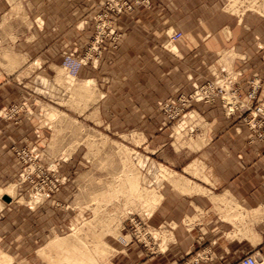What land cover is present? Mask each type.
I'll return each instance as SVG.
<instances>
[{
  "label": "rangeland",
  "instance_id": "rangeland-1",
  "mask_svg": "<svg viewBox=\"0 0 264 264\" xmlns=\"http://www.w3.org/2000/svg\"><path fill=\"white\" fill-rule=\"evenodd\" d=\"M67 4L60 23L30 14L27 0H0V260L73 264L71 250L90 264L165 260L178 230L199 219L209 230L202 249L219 230L237 245L264 237V77L243 80L233 53L223 52L207 67L211 78L189 92L165 94L157 72L158 96L149 98L143 71L135 89L119 61L120 17L149 1L95 2L74 30ZM222 4L245 39L264 40V0ZM177 32L167 28L164 51L177 54L186 38L172 40ZM217 104L222 112L211 111ZM213 172L243 175L228 183L236 191L216 182L211 210L175 220L189 195L206 198L192 186L215 185ZM57 240L62 248L52 246ZM207 254L192 252L181 264L213 261Z\"/></svg>",
  "mask_w": 264,
  "mask_h": 264
},
{
  "label": "crops",
  "instance_id": "crops-1",
  "mask_svg": "<svg viewBox=\"0 0 264 264\" xmlns=\"http://www.w3.org/2000/svg\"><path fill=\"white\" fill-rule=\"evenodd\" d=\"M27 1L33 10L30 14L46 20L56 21L58 18L57 21L60 23H62V2L68 3L66 7H68L69 20L66 25L74 30L77 29L75 25L81 18L89 17L95 2L103 0ZM147 1H149V6L143 4L135 7L133 12L121 15L119 22V28L125 33V39L119 50L120 64L123 63L127 67L130 76L128 81L135 83V89L143 87L140 82L143 76L138 74L143 71L144 78H146L145 86L146 88L150 87L145 96L149 98L158 96L151 88H157V72H162L165 75L167 88L165 94L172 95L180 90H182L181 92L192 91L194 82L202 83L207 78H211L207 67L211 64L217 65L218 55L223 52L230 56L233 53V68L242 74L243 80L254 76L264 77V40L256 42L245 39L247 38L245 28L240 26V21L225 11L222 4L224 0ZM1 3L3 4V0ZM82 5L84 6L79 8ZM49 27L46 26L48 29ZM170 27L186 34V38L175 45L177 54H171L162 49L165 40L163 34ZM54 28L56 29L55 26ZM159 62L164 64V70L158 69ZM147 75H149L148 78ZM168 82L171 85L168 86ZM131 94V98L140 97V93H136V91ZM263 94L264 91L261 95ZM215 107L211 110L212 112H222L220 104ZM242 173L213 172L210 178L215 185L204 182V184L192 186V189H203L209 195L219 192L220 187H217L216 182L224 178L225 189L223 191H234L233 185L228 183L233 179L236 180L243 175ZM245 173L248 174V172ZM249 188L253 191V186H249ZM263 190L264 187L259 189V191ZM207 195L206 198L198 196L197 193L189 195L188 208L183 207V215L175 220L178 222L181 220L184 224L186 220L195 218L194 215L198 209L211 210L213 196ZM199 221L191 227L186 226L178 230L179 242L172 246L171 252L165 256V260L151 257L135 264H181L184 256L190 255L192 252H199V250L202 254L207 252L208 256L214 258L213 261L200 264H239L247 254H255L264 259V237L262 235L255 244L248 241L245 244L237 245L234 239L223 238L221 230L214 231L213 235L207 238L210 242L209 245L202 249V237L208 234L209 230L202 226L205 223ZM210 221L217 223L214 217H211ZM186 225H190V222H187Z\"/></svg>",
  "mask_w": 264,
  "mask_h": 264
},
{
  "label": "bare ground",
  "instance_id": "bare-ground-1",
  "mask_svg": "<svg viewBox=\"0 0 264 264\" xmlns=\"http://www.w3.org/2000/svg\"><path fill=\"white\" fill-rule=\"evenodd\" d=\"M192 115V114H191ZM187 123H185V125H186ZM189 127V126H188ZM153 199V198H152ZM158 202H159V198L158 197H156V198H154L153 199V205H157L158 204ZM52 245V244H51ZM54 248H58V247H60V248H62V243H61V241L60 240H57V241H55L54 243H53V245H52ZM53 250V249H52ZM105 254V253H104ZM258 258V257H257ZM68 260L69 261H71V263H73V264H90V259L83 253H81V254H77V253H75V252H72V250H71V252H70V257H68ZM258 263H259V258H258ZM0 264H5V263H3L1 260H0Z\"/></svg>",
  "mask_w": 264,
  "mask_h": 264
},
{
  "label": "built area",
  "instance_id": "built-area-1",
  "mask_svg": "<svg viewBox=\"0 0 264 264\" xmlns=\"http://www.w3.org/2000/svg\"><path fill=\"white\" fill-rule=\"evenodd\" d=\"M183 37V34L181 32H177L173 34L172 40H178ZM239 264H259L258 258L255 254L246 255Z\"/></svg>",
  "mask_w": 264,
  "mask_h": 264
}]
</instances>
